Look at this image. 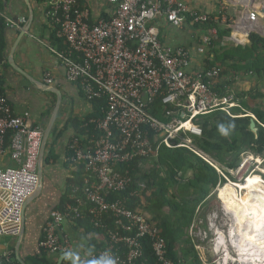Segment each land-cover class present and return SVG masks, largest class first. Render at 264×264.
Returning a JSON list of instances; mask_svg holds the SVG:
<instances>
[{
	"label": "built area",
	"instance_id": "built-area-1",
	"mask_svg": "<svg viewBox=\"0 0 264 264\" xmlns=\"http://www.w3.org/2000/svg\"><path fill=\"white\" fill-rule=\"evenodd\" d=\"M195 1L106 0L114 15L93 24L80 0H49L48 17L66 45L58 56L67 80L80 88L88 102L105 100L107 111L104 118L86 124L94 126L95 134L88 136L85 145L76 138L71 143V161L83 167L86 176L82 185L73 187L72 202L56 210L47 223L40 243L46 253H72L63 226L89 219L106 238L104 248L79 258L83 264H150L144 257V238L151 241L159 263L174 264L150 217L130 210L121 201L109 202L105 193L127 190L132 178L122 173L121 167L150 158L156 151L153 139L157 149L188 148L217 168L196 150L191 137H202L203 131L195 120L216 110L239 117L232 112L240 107L239 98L217 89L222 76L219 68L190 73V49L166 45L159 32L162 20L176 29L198 30L200 52L208 58L218 39L217 26L232 30L236 24L224 2L230 0L221 2L219 15L196 9ZM231 2L247 13L250 32L264 20V0ZM4 19L0 10V22ZM54 81L51 73L45 75L47 87ZM158 106H163L167 121L154 114ZM29 119L30 113L17 115L10 100L0 95V156L9 155L13 162L10 167L0 166V198L6 196L0 211V236L21 233L23 208L42 188L38 169L45 134L43 127L30 126ZM246 154L241 168L254 160L264 163V158ZM106 219L114 221V229Z\"/></svg>",
	"mask_w": 264,
	"mask_h": 264
},
{
	"label": "crops",
	"instance_id": "crops-1",
	"mask_svg": "<svg viewBox=\"0 0 264 264\" xmlns=\"http://www.w3.org/2000/svg\"><path fill=\"white\" fill-rule=\"evenodd\" d=\"M222 1L198 0L192 5L202 12L219 15ZM231 1L224 2L234 16L236 26L232 29L231 36L224 39L223 46L230 44L229 46L246 47L250 44L251 35L246 24L247 13L239 10ZM79 3L82 9L88 10L90 22L93 24L100 18L109 19L114 15L113 7L106 0H80ZM0 10L5 15V19L0 23V40L6 47L0 62V95L10 100L17 115L30 113V126L43 127L45 135L50 130L44 156L42 188L27 201L25 224L21 233L0 236V264H15V261L21 264L19 259L24 264H44L45 260L50 264H57L62 254L47 253L44 260L45 251L40 247V243L44 238L47 223L66 201L71 182L81 167L71 161L70 146L77 133L69 121H85L93 114L94 104L88 102L80 88L66 78L65 67L58 56V53L65 50L66 45L57 36L56 28L48 17L49 0H0ZM255 29L264 37V20H260ZM159 32L166 45L185 46L190 49V73L196 74L207 68L208 58L200 52L198 30L176 29L162 20ZM47 73H51L55 80L51 87H47L45 83ZM230 74H233L232 77L221 76L217 89L223 86L225 91L221 92H233L237 97H242L239 98V108H242L248 117L254 115L243 107H258L264 110V78L259 79L246 73ZM229 82L230 84H227ZM59 98L62 102L57 111ZM82 138L85 145L88 136ZM51 153L54 154V161L47 164L46 158ZM12 165L9 155L0 156L1 167ZM1 197L0 211L6 196ZM62 233L71 241V254L77 264L81 262L79 258L88 256L96 251L97 245L103 244L101 237H97L94 232L87 233V228L79 222L66 223ZM191 244L187 247V250H190L187 257L190 261H197V255L203 263L197 245L193 242ZM69 263L72 264L69 258L63 262Z\"/></svg>",
	"mask_w": 264,
	"mask_h": 264
},
{
	"label": "trees",
	"instance_id": "trees-1",
	"mask_svg": "<svg viewBox=\"0 0 264 264\" xmlns=\"http://www.w3.org/2000/svg\"><path fill=\"white\" fill-rule=\"evenodd\" d=\"M217 27L218 39L214 41V47L209 53L207 68H219L222 70V76L230 73H246L259 79L264 78V37L252 33L249 37L250 44L246 47L229 46L230 44L223 46L224 39L231 36L232 30L223 29L219 25ZM5 49V44L0 40V62ZM219 91H225L224 87L222 86ZM92 104H94V112L85 121L78 119L69 121L77 133L74 138L82 144L84 143L82 137L95 134L94 126L86 127V124L91 119L104 118L107 111L105 100L94 101ZM243 108L256 116L264 126L263 109ZM232 112L233 116L239 117H231L221 110L198 117L195 124L202 129L203 135L192 136L196 150L208 156L209 160L230 178L232 176L228 171L240 169L243 162L241 156L244 153H251L256 158H264V127L258 124V132L254 133L251 131V118L242 108H234ZM154 114L167 121L163 114V106H158ZM10 142L11 136L8 137L7 144L9 145ZM153 142L156 151L150 158H140L121 167V172L128 173L132 178L127 190L121 193H105V196L109 202L121 201L130 210L148 215L165 239L168 258L174 264H202L197 255L195 256L197 261H190L187 257L190 254L187 247L192 245L187 234L194 225L198 209L206 204L212 192L226 180L218 173L217 168L190 149L183 147L170 149L166 146L157 149L158 143L155 139ZM179 142V139L174 140L176 144ZM54 158V154L51 153L46 158V163L54 161ZM85 176L84 168L80 167L71 182L66 201L58 210H63L67 203L72 202V189L74 186L82 185ZM106 222L110 229L115 228L113 220L106 219ZM79 223L87 228V233L94 232L97 237H101L103 244L97 245V249L104 248L106 233L95 229L89 219ZM142 241L145 260L150 264H161L153 253L151 241L148 238ZM46 256L47 253L44 252V260ZM15 264L18 263L15 261ZM44 264L50 262L45 260Z\"/></svg>",
	"mask_w": 264,
	"mask_h": 264
},
{
	"label": "bare ground",
	"instance_id": "bare-ground-1",
	"mask_svg": "<svg viewBox=\"0 0 264 264\" xmlns=\"http://www.w3.org/2000/svg\"><path fill=\"white\" fill-rule=\"evenodd\" d=\"M235 187L246 196L230 190L221 194L223 210L232 221L227 233L213 230L217 237L213 252H225L227 262L232 261L231 250L234 249L238 257L236 262L264 264V179L254 174L244 184Z\"/></svg>",
	"mask_w": 264,
	"mask_h": 264
},
{
	"label": "rangeland",
	"instance_id": "rangeland-1",
	"mask_svg": "<svg viewBox=\"0 0 264 264\" xmlns=\"http://www.w3.org/2000/svg\"><path fill=\"white\" fill-rule=\"evenodd\" d=\"M232 75L233 74H229L230 77H232ZM260 101L261 103L263 102V100ZM241 157L243 159V164L247 159V154L244 153ZM217 171L222 177H224L226 182L223 185L218 186L208 197L206 204L198 209L194 225L192 229L189 230L187 237L193 242V244L197 245L198 252L200 253L201 260L204 264H229V262L230 264H241V261L236 262L238 261V257L234 249L231 250V257H233L232 261L228 260L227 262V259L224 258L225 252H223V254L213 252V245L217 238L214 231L218 229L219 231L227 233L232 221L231 217H229V215L223 210V199L221 198V194L230 190L236 195L245 197L246 193H242L237 189L235 187L236 184H244L249 177L254 174H258L264 179V163L260 164V162L254 160L248 163L244 168H241L240 166L239 170H230L228 172L231 174V178L225 174L220 167H217Z\"/></svg>",
	"mask_w": 264,
	"mask_h": 264
},
{
	"label": "water",
	"instance_id": "water-1",
	"mask_svg": "<svg viewBox=\"0 0 264 264\" xmlns=\"http://www.w3.org/2000/svg\"><path fill=\"white\" fill-rule=\"evenodd\" d=\"M252 33H258L259 34L260 32H258L254 28V30H252V32H250L249 35L252 34ZM12 54H14V51H12ZM19 71L23 72L21 70H19ZM61 102H62V99L59 98V101H58V104H57V111L60 108ZM250 118H251V131L254 132V133H257L258 132V128H257L258 122L254 118H252V117H250ZM49 137H50V130L47 131V133H46V135L44 137L42 150H41L40 165H39V169H38V174H39V177H40L41 181H42V177H43L45 150H46V145H47ZM26 207H27V203L25 204V206L23 208V226L25 224ZM67 258H69L72 261V264H77V261H76L75 257L71 253L62 254L60 256L59 261H58L57 264H63L64 260L67 259ZM19 261H20L21 264H24L22 260L19 259Z\"/></svg>",
	"mask_w": 264,
	"mask_h": 264
}]
</instances>
